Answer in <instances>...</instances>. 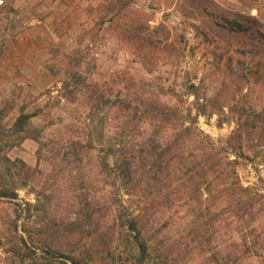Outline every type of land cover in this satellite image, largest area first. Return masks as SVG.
<instances>
[{
	"label": "rangeland",
	"instance_id": "1",
	"mask_svg": "<svg viewBox=\"0 0 264 264\" xmlns=\"http://www.w3.org/2000/svg\"><path fill=\"white\" fill-rule=\"evenodd\" d=\"M263 44L264 0H7L0 7V125L10 128L22 110H39L31 121L34 129H45L39 138L5 135L0 185L31 206L16 217L17 206L0 198V264H50L36 258V248L43 252L30 237L46 239L68 264L74 263L66 257L82 264H138L126 223L139 214L150 245L142 264H264V235L244 237L237 232L241 223L227 234L219 219L197 212L174 208L164 216L157 208L145 216L133 197L112 202L108 150L111 104L122 81L133 79L140 84L131 91L160 95L193 113L224 108L226 114L199 115L198 125L213 139L228 138L237 126L231 108L243 107L251 119L264 109ZM74 74L105 86L103 104L86 129L83 110L60 97L61 80ZM71 123L79 133L67 145L61 137ZM244 144L239 178L262 186L264 140ZM19 234L29 247L21 249ZM229 237L234 247L226 245ZM242 237L252 243L246 254L237 248Z\"/></svg>",
	"mask_w": 264,
	"mask_h": 264
},
{
	"label": "trees",
	"instance_id": "2",
	"mask_svg": "<svg viewBox=\"0 0 264 264\" xmlns=\"http://www.w3.org/2000/svg\"><path fill=\"white\" fill-rule=\"evenodd\" d=\"M261 49L264 50V44ZM61 82L60 97L76 102L78 110L86 114L81 124L84 129L88 128L87 119L92 120L96 108L103 104L105 86L94 79L77 78L75 74ZM122 82L125 87L119 90L111 104L114 117L108 150L114 162L109 184L112 189L110 200L115 204L123 202L125 194L144 206L145 216L154 215L157 208L160 209L157 212L165 216L175 208L177 212L185 210L194 214L197 212L201 217L217 218L227 234L234 231V223H241L237 232L244 237L252 231L264 235V185H244L236 169L238 158L247 156L243 151L245 140L255 137L264 140V109L251 119L249 111L243 107L231 108L229 112L236 118V128L226 139H213L199 127L198 117L201 114H226L224 108L215 112L201 107L193 113L191 109L163 101L160 95L131 91L132 87L137 88L140 81ZM209 102L210 99L206 98L203 106L207 107ZM39 112L22 110L12 127L0 125V152L9 146V136L5 135L26 133L33 138L43 135L45 127L34 129L31 121ZM73 115L77 118L74 112ZM65 128L67 132L61 137L64 140L62 143L70 145L79 131L72 123ZM59 132L56 133L57 143H61ZM100 135L103 140L104 133ZM78 140V145L84 147ZM102 152L105 150L102 149ZM0 198L8 199L7 202L19 208L20 213L17 207L13 209L16 217L30 212L31 203L26 202L25 206L18 203V193L8 186L0 185ZM140 217L141 214L137 217L131 215L126 223V230L140 255L138 264L148 257L150 248L140 227ZM14 225L18 230V219ZM228 239L226 245L234 247L232 237ZM30 241L41 246L42 254L38 255L37 248L34 251L37 259H44L50 264H68L60 259L65 257L47 244L46 239L30 237ZM18 242L21 249L29 247V240L24 234H19ZM238 246V250L246 254L250 252L252 243L244 238ZM66 258L74 264H82L76 257Z\"/></svg>",
	"mask_w": 264,
	"mask_h": 264
},
{
	"label": "built area",
	"instance_id": "3",
	"mask_svg": "<svg viewBox=\"0 0 264 264\" xmlns=\"http://www.w3.org/2000/svg\"><path fill=\"white\" fill-rule=\"evenodd\" d=\"M7 4V0H0V7L5 6Z\"/></svg>",
	"mask_w": 264,
	"mask_h": 264
}]
</instances>
